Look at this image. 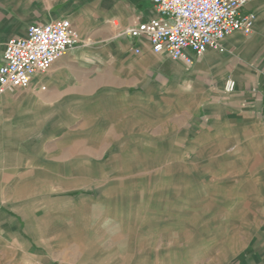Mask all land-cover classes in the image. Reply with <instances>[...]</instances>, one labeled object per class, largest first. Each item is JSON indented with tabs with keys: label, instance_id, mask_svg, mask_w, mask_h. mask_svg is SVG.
I'll list each match as a JSON object with an SVG mask.
<instances>
[{
	"label": "rangeland",
	"instance_id": "374dc122",
	"mask_svg": "<svg viewBox=\"0 0 264 264\" xmlns=\"http://www.w3.org/2000/svg\"><path fill=\"white\" fill-rule=\"evenodd\" d=\"M157 74L152 98L110 75L61 107L5 204L0 264H264V137L221 131Z\"/></svg>",
	"mask_w": 264,
	"mask_h": 264
},
{
	"label": "crops",
	"instance_id": "0c3cea01",
	"mask_svg": "<svg viewBox=\"0 0 264 264\" xmlns=\"http://www.w3.org/2000/svg\"><path fill=\"white\" fill-rule=\"evenodd\" d=\"M246 10L257 14L253 33L231 34L223 41L224 52L210 48L189 67L164 53H155L147 38L133 39L126 34L129 28L157 15L150 0H0V66L7 42L25 36L33 23L68 18L82 38L29 87L0 94L2 234L11 232L15 224L6 205L17 207L29 194L28 168L34 162L30 158L34 148L42 144L47 130H59L62 106L100 97L103 76L115 75L125 90L138 92L137 98L141 92L152 98L157 73L165 77L166 84L170 82L171 89L179 80L183 89L200 92L202 112L216 128L243 133L235 138L247 137V132L263 138L264 0L251 1ZM229 79L236 81L234 92L225 89ZM73 91L84 92L71 94Z\"/></svg>",
	"mask_w": 264,
	"mask_h": 264
},
{
	"label": "built area",
	"instance_id": "2783aa9c",
	"mask_svg": "<svg viewBox=\"0 0 264 264\" xmlns=\"http://www.w3.org/2000/svg\"><path fill=\"white\" fill-rule=\"evenodd\" d=\"M157 11L152 19L129 28L133 38H147L155 53L193 66L208 49L225 51L223 41L235 32L253 33L257 14L247 11L253 0H150ZM82 42L68 18L31 24L25 36L11 38L0 66V94L27 88L33 79L47 73L62 56ZM139 53L140 48L134 47ZM234 92L236 81L226 82ZM2 230L0 228V235Z\"/></svg>",
	"mask_w": 264,
	"mask_h": 264
}]
</instances>
